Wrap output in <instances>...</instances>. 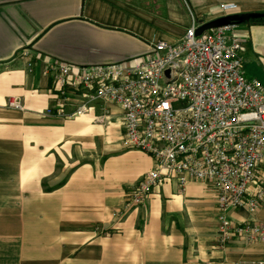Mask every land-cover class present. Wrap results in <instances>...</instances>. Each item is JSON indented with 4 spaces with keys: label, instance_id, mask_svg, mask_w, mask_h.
Returning a JSON list of instances; mask_svg holds the SVG:
<instances>
[{
    "label": "crops",
    "instance_id": "obj_1",
    "mask_svg": "<svg viewBox=\"0 0 264 264\" xmlns=\"http://www.w3.org/2000/svg\"><path fill=\"white\" fill-rule=\"evenodd\" d=\"M235 4L221 11L219 5ZM190 9H187V8ZM193 14L213 18L264 11V0H0V264H255L264 242L218 245L216 194L204 181L181 189L165 178L140 206L129 191L153 159L122 142L121 111L46 116L49 65L122 61L152 41L176 40ZM232 13H227V12ZM190 17V16H189ZM242 70L259 79L264 23H242ZM20 99L22 109L7 106ZM264 222V207L231 213Z\"/></svg>",
    "mask_w": 264,
    "mask_h": 264
},
{
    "label": "built area",
    "instance_id": "obj_2",
    "mask_svg": "<svg viewBox=\"0 0 264 264\" xmlns=\"http://www.w3.org/2000/svg\"><path fill=\"white\" fill-rule=\"evenodd\" d=\"M190 19L176 40L152 41L122 61H53L47 69L52 102L44 114L76 119L100 104L98 118L104 120L107 106L115 105L123 144L149 155L155 165L133 185L127 206L143 205L166 177L181 189L190 180L204 181L216 194L218 245L236 237L264 242V222L231 218L237 209L264 207V84L242 70L237 25L197 35L191 12ZM7 106L22 109L17 97Z\"/></svg>",
    "mask_w": 264,
    "mask_h": 264
},
{
    "label": "water",
    "instance_id": "obj_3",
    "mask_svg": "<svg viewBox=\"0 0 264 264\" xmlns=\"http://www.w3.org/2000/svg\"><path fill=\"white\" fill-rule=\"evenodd\" d=\"M260 15L261 14L259 12H242L219 16L199 24L195 29V33L199 35L208 29L219 26L229 24L239 25L242 23H248L251 18H255Z\"/></svg>",
    "mask_w": 264,
    "mask_h": 264
},
{
    "label": "rangeland",
    "instance_id": "obj_4",
    "mask_svg": "<svg viewBox=\"0 0 264 264\" xmlns=\"http://www.w3.org/2000/svg\"><path fill=\"white\" fill-rule=\"evenodd\" d=\"M133 2H136V3H138V4H141V3H143V5H147V6H152L153 5V0H132ZM190 1V3H191V5H193V3H194V1L195 0H189ZM187 9H190L189 7L187 8ZM188 12V11H187ZM227 13H232V12H227ZM190 15H189V12H188V19H190V17H189ZM246 41H245V39L244 38H242V41H241V56H242V50L243 49H245L246 48ZM259 68V70L261 71V74H260V77H259V81L262 83V84H264V66H261L260 64H259V66H258Z\"/></svg>",
    "mask_w": 264,
    "mask_h": 264
},
{
    "label": "trees",
    "instance_id": "obj_5",
    "mask_svg": "<svg viewBox=\"0 0 264 264\" xmlns=\"http://www.w3.org/2000/svg\"><path fill=\"white\" fill-rule=\"evenodd\" d=\"M259 13L261 14L260 16L255 17V18H251L248 23L249 24H251V23H257V24L264 23V11H261Z\"/></svg>",
    "mask_w": 264,
    "mask_h": 264
}]
</instances>
